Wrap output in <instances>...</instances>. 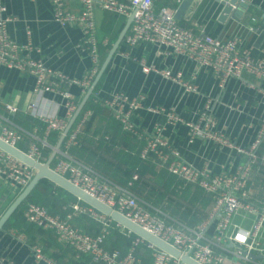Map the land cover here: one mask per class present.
<instances>
[{
    "label": "built area",
    "instance_id": "2783aa9c",
    "mask_svg": "<svg viewBox=\"0 0 264 264\" xmlns=\"http://www.w3.org/2000/svg\"><path fill=\"white\" fill-rule=\"evenodd\" d=\"M174 1L176 5L172 8L160 6L156 9L153 0H50L52 17L56 22L63 26L76 25L81 29L83 40L82 46L80 44L79 46L86 51L91 60V65L84 74L80 78H73L51 68L42 59L30 56L31 51H37L32 44L19 43L9 35L8 24L13 18L6 14V6L0 0V66L32 74L35 78L33 92L41 94L53 91L61 96L65 108L64 116H59L49 111L36 110V102H30L29 114L45 123V132L42 138H38L34 133H28L32 139L27 142L24 149L27 154L39 161L45 160L42 150L53 146L47 140L48 134L52 131L60 133L78 104L66 86L76 84L84 94L99 70L101 56L96 37L94 14L96 7L116 14L132 16V21L123 37L124 48L119 53L123 57H132L133 60L138 61L144 72L154 71L187 91L197 90L196 85L184 78L181 71L173 72L169 68H157L153 64H147L143 58L136 59L132 56L131 47L140 42L153 43L165 56L182 55L193 61L196 70L201 67L211 69L221 85L225 79L235 77L256 87L264 105V86H256L255 80L247 79V76H252L257 81L264 80V58L254 57L248 49H241L236 36L221 39L203 31L194 32L181 25L175 17L181 0ZM71 2H76L79 10L69 9L68 5ZM104 103L125 131L144 140L140 151L142 158L153 156L158 168L166 169L177 179L197 186L211 195V207L205 218L194 227H188L173 218L171 221H166L151 213L146 203L129 187L113 183L71 155L68 148L79 144L78 136L92 115V110L89 108L84 110L68 131L52 168L87 193L122 212L150 233L172 244L182 253H188L201 264H264L263 261L252 256V254L264 256L263 240H261L264 236V197L258 203L253 202L248 199L246 189L253 166L255 164L264 166V155L260 157L258 154V147L264 134V122L253 143L248 147H241L216 128V119L208 104H205L195 121L185 120L174 110L165 107H146L151 112L163 116L168 123H182L188 126L190 141L195 137L208 139L216 144L235 148L246 156L235 172L214 174L207 167H197L187 162L180 152L170 145L162 133L164 122L157 120L150 132L141 130L135 121V117L144 105L141 94L129 96L123 91H116L109 98L104 99ZM3 106L9 113L18 111V108L11 104L6 103ZM9 123L10 121L0 115V138L17 146V143L23 140L22 132L20 128ZM261 168L258 171L263 173ZM34 172V168L0 148V177L6 180L15 193L30 181ZM137 178L138 174L133 173L132 180ZM132 180L128 182L129 186ZM70 207L72 211L63 216L50 213L45 206L28 201L23 215L28 222L52 230L56 239L62 245L71 248L77 258L89 254L91 262L136 264V246L143 242L151 250L153 264H186L180 258L138 235L125 253L118 248L107 249L103 243L112 228H118L126 234H130L131 231L91 205L76 201ZM75 213L92 217L100 224V231L92 234L74 225L71 219ZM236 216L250 219L249 225L234 221ZM211 224L213 229L207 232ZM34 250L36 259L40 258V249ZM0 264H9V262L0 256Z\"/></svg>",
    "mask_w": 264,
    "mask_h": 264
},
{
    "label": "crops",
    "instance_id": "0c3cea01",
    "mask_svg": "<svg viewBox=\"0 0 264 264\" xmlns=\"http://www.w3.org/2000/svg\"><path fill=\"white\" fill-rule=\"evenodd\" d=\"M239 1L246 3L247 6L240 11L237 18H232L230 15L219 18L221 4L218 0H192L177 20L181 25L197 33L203 31L221 39L236 36L241 49H248L254 57L264 58V0ZM1 2L6 6V14L13 18L8 24L9 35L19 43H31L37 50L31 51L30 56L42 59L51 68L73 78H80L90 67L89 55L81 47L83 40L81 29L76 25L63 26L56 22L52 17L50 0H1ZM153 3L156 9L160 6L174 7V0H153ZM68 8L77 11L79 5L71 2ZM94 14L98 51L104 60L129 16L99 7L95 8ZM123 48L122 39L98 80L100 82L95 91L96 97L104 100L116 91H123L129 96L141 94L144 105L135 117L141 130L150 132L156 121L160 120L165 123L163 135L187 162L197 167H207L214 174L235 172L246 159L243 153L235 148L219 145L200 137L190 141L188 126L182 123H168L163 116L151 112L146 107H165L174 110L185 120L195 121L205 104H208L216 119V128L237 145L248 147L255 140L264 122V105L257 88L235 77L225 79L221 85L211 69L201 67L196 70L193 61L182 55L165 56L153 43L140 42L130 48L132 56L136 59L143 58L147 64H153L157 68H169L173 72L181 71L184 78L192 81L197 87L196 91H187L154 71L144 72L138 61L133 60L132 57L126 58L120 55L119 51ZM247 79L255 80L256 86H264V80L257 81L252 76H247ZM34 83L35 78L32 74L0 66V105L8 103L16 106L18 113L29 114V104L35 101L36 110L64 116L65 108L61 96L53 91L35 94ZM66 88L73 94L77 103L85 94H82L80 87L76 84H69ZM103 106V109H98L92 115L91 123L84 134L80 135L86 137V142H91L88 146L96 153L95 146L100 141L101 135L111 136L112 115L110 110ZM134 139L132 142L124 138L119 139L116 149L133 150L132 154L139 151L140 154L144 140L137 137L136 140ZM132 146L134 149H131ZM116 149L114 146L112 153L102 150L100 156L106 158V161L114 160L115 162L111 155ZM258 154L260 157L264 155V134L258 147ZM259 168H261L259 164L253 166L246 188L248 199L256 203L264 197V175L258 171ZM157 170L160 168L157 167ZM148 176L150 179L148 177L146 179L150 182L151 179H155L152 175ZM191 186L189 193H197L194 185ZM178 192L182 193L180 190ZM202 193L205 197L209 196ZM16 195L17 193L8 186L6 180L0 177V215ZM171 199L185 202L173 194ZM72 203L74 202H71L69 206ZM171 204L168 198H164L161 209L166 216H169L167 205ZM146 205L150 206L147 203ZM195 207L202 210L205 215L194 226L205 218L211 203L201 208L200 201L197 199ZM75 215H78L75 217L78 218L82 213H75ZM74 220L73 224L81 229L87 226L82 218L78 222ZM234 221L248 226L250 219L236 216ZM212 229L213 224L207 228V232ZM261 240L264 246V236ZM35 248L40 249V258L36 259ZM135 255L136 264H153L151 253L149 258H145L141 257L140 251L135 250ZM0 256L4 257L9 264H102L91 262L89 254L75 257L72 249L62 245L52 230L28 222L24 215H15L13 223L4 225L0 230ZM256 258L264 262V256Z\"/></svg>",
    "mask_w": 264,
    "mask_h": 264
},
{
    "label": "trees",
    "instance_id": "16d2710c",
    "mask_svg": "<svg viewBox=\"0 0 264 264\" xmlns=\"http://www.w3.org/2000/svg\"><path fill=\"white\" fill-rule=\"evenodd\" d=\"M175 5L176 2L174 1V6ZM156 7L159 6L156 5ZM103 58L104 57L101 56V60H103ZM99 82L96 84L93 92L90 94L76 120L80 117L84 110L88 108L92 110V115H94V113L98 109H103V105L106 106L104 100L97 98L95 95V91L97 90ZM0 115L10 121L9 124H13L14 127L20 128L23 140L17 143V146L23 150L26 149L27 142L32 139V137L28 133H34L38 138H42L44 135L45 123L31 114H21L18 112L9 113L4 109L3 105H0ZM92 115L86 122L82 129V132L78 136L79 144L70 146L68 148V152L77 160H80L84 164L92 167L100 175L111 180L113 183H116L122 187H129L131 191L141 197L144 202L150 204V206L147 205V207L149 211L154 215H157L165 219L166 221H171L170 216H173V219L181 221L189 227H194V225L198 223L200 219H202L205 215L202 210L195 207V200L198 199L200 201L201 208H205L209 203H212L211 195L208 194L210 198L209 196L205 197L202 193L204 191L197 186H194L195 190H197V193L193 192L190 194L189 191L192 187L191 184L184 183L182 180L177 179L175 175L168 172L164 168H160V170H157V166L153 156H150L149 158H142L139 154V151L132 154L133 150L124 151L123 149H116L119 139L124 138L127 141L132 142L134 138V140H136V136L125 131L122 128L121 123L113 116L111 118V136H109V138H105L103 135H101L100 141L95 146L97 153L91 150L88 146L91 142H86V137L80 135H82V133L84 134V132L88 128L92 120ZM58 136L59 133L57 131H52L48 134L47 140L51 145H54ZM36 141L38 140L36 139ZM114 146L116 150L113 155H111V157L115 159V162H113L114 160H112L111 162L106 161V158H102L100 156V151L102 150L107 153H112V151H114ZM131 149H134V147L132 146ZM50 150V147H45L42 150L44 159H46ZM54 161L55 159L53 160L52 165L54 164ZM262 168L263 173L261 174L264 175V166ZM135 172L138 174V178L136 180H132V175ZM159 174H161L162 176ZM148 175H152L153 177H155V179H151V182L148 181L146 179V177L149 178ZM130 180H132V184L129 186L128 182ZM178 190L182 191V193H179ZM172 194L177 195L179 200H183L185 202L177 201L175 199L172 200ZM164 198H168L169 202L172 203L169 206L167 205V208L169 209L167 211L169 213V216H166L161 209ZM28 201L41 204L45 206L50 213L60 214L63 216L66 213L72 211L71 207L69 206L71 202L78 201L82 204H87L78 199L71 192L55 184L48 178L43 177L33 188L28 198L23 201L9 217L5 226L11 225L13 223L15 215H23L26 203ZM152 206H154V208ZM76 216L78 215L74 214L71 222L74 223V219H76L77 222L80 220V218L84 219L87 223V226L82 229L86 232L96 234L100 231V224L92 217L88 216L87 214H82L80 215L81 217L78 218H75ZM135 237V233L131 232L130 234H126L124 232H121L118 228L114 227L107 234L103 246L107 249L118 248L123 253H125L131 247ZM137 247L138 248L136 249V251H140L142 253L141 257H150L151 250L146 246L145 243H139ZM137 255L139 254L137 253Z\"/></svg>",
    "mask_w": 264,
    "mask_h": 264
},
{
    "label": "water",
    "instance_id": "95a60500",
    "mask_svg": "<svg viewBox=\"0 0 264 264\" xmlns=\"http://www.w3.org/2000/svg\"><path fill=\"white\" fill-rule=\"evenodd\" d=\"M192 0H181L179 3L176 12L175 17L179 19L183 12L187 9L190 2ZM218 2L221 4V10L219 12V18H226L229 15L232 18H237L240 14V11L243 10L247 6L246 3L241 2L239 0H218ZM132 21V16L128 17V20L125 24V26L120 31L116 41L114 42L113 46L109 50L107 56L103 60L97 74L95 75L92 83L86 90L85 94L81 98V100L78 102L76 109L74 110L73 114L70 116V118L67 121V124L65 128L59 133V136L56 140V143L52 146L48 156L45 160L39 161L35 159L34 157L27 154L23 149L19 148L18 146L12 145L4 141L0 138V148L4 151L12 154L13 156L17 157L21 161L25 162L32 168H34L35 172L30 179V181L17 193V195L14 197V199L10 202V204L7 206L5 211L0 215V230L4 227L6 222L8 221L9 217L13 214V212L17 209V207L25 201L33 188L37 185L39 180L43 177L48 178L55 184L61 186L65 190L71 192L74 194L78 199L82 200L83 202L87 203L88 205H91L98 209L99 211L105 213L110 218H112L114 221L118 222L122 226H124L126 229L130 230L132 233H135L136 235L144 238L147 241H150L154 243L159 248L169 252L175 257H178L181 259L182 262L186 264H201L197 262L194 258H192L188 253H182L179 249L174 247L172 244L168 243L167 241L161 239L160 237L150 233L148 230L140 226L139 224L132 221L130 218L125 216L122 212L118 211L117 209H114L110 205L104 203L103 201L99 200L98 198L92 196L91 194L84 191L79 186L73 184L71 181H69L65 176L57 173L52 168V162L56 158L58 151L61 148L62 142L67 135L68 131L71 129L73 123L75 122L76 118L78 117L79 113L81 112L82 108L84 107L87 99L89 98L90 94L93 92L99 78L101 77V74L103 73L105 67L107 66L109 60L115 53L119 43L123 39L124 35L126 34L129 25ZM253 257H262L263 255H253Z\"/></svg>",
    "mask_w": 264,
    "mask_h": 264
}]
</instances>
